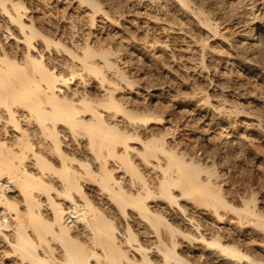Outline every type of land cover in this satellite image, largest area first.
Returning a JSON list of instances; mask_svg holds the SVG:
<instances>
[{
    "label": "bare ground",
    "instance_id": "1",
    "mask_svg": "<svg viewBox=\"0 0 264 264\" xmlns=\"http://www.w3.org/2000/svg\"><path fill=\"white\" fill-rule=\"evenodd\" d=\"M78 1L100 10L97 0ZM243 1L246 29L237 48L260 53L264 15L254 11L262 1L249 8ZM32 11L24 0H0V242L7 256L21 264H264L219 226L235 215L264 234L254 199L235 207L216 166L170 148L167 131L142 140L138 129L162 125L164 115L117 99L122 84L135 81L114 52L50 35ZM206 27L219 34L212 20ZM87 80L98 83L100 99L84 87ZM191 209L210 212L217 231L206 230ZM185 243L189 255L181 251Z\"/></svg>",
    "mask_w": 264,
    "mask_h": 264
},
{
    "label": "rangeland",
    "instance_id": "2",
    "mask_svg": "<svg viewBox=\"0 0 264 264\" xmlns=\"http://www.w3.org/2000/svg\"><path fill=\"white\" fill-rule=\"evenodd\" d=\"M24 1L32 6L31 16L44 17L43 25L38 21L44 32L67 41L76 39V45L92 42L89 44L96 50L105 47L114 52L112 60L121 65L132 83L135 81L133 88L122 84L117 99L134 104L135 111L164 115L162 125L138 129L142 140L167 131L170 148L180 149L205 166H216L219 185L235 207L242 208L248 199H254L252 208L264 215V50L254 53L243 48L242 53L238 49L246 29L241 16L247 12L243 8L247 2L189 0L184 8L179 0H97L100 10L94 13L78 0ZM249 1L248 8L262 1L254 12L263 16L264 0ZM89 13L94 14L93 24ZM2 20L0 17V33L6 30ZM207 20L220 26L217 36L207 29ZM223 36H228L227 40ZM243 65L249 70L240 71ZM87 82L84 87L100 99L98 83ZM192 210L188 213L206 230L217 231L210 212ZM225 221L219 226L222 233L230 234V242L264 260L263 232L253 223L242 224L235 215ZM1 244L0 264H21L13 255L7 256ZM191 249L185 243L181 251L189 255Z\"/></svg>",
    "mask_w": 264,
    "mask_h": 264
}]
</instances>
